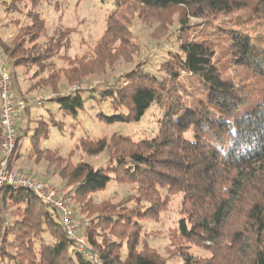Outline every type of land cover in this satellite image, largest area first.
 Instances as JSON below:
<instances>
[{"label":"trees","instance_id":"obj_1","mask_svg":"<svg viewBox=\"0 0 264 264\" xmlns=\"http://www.w3.org/2000/svg\"><path fill=\"white\" fill-rule=\"evenodd\" d=\"M40 1L10 0L9 5L30 2L32 8H37ZM250 5L264 16V0H117L115 9L107 17L93 62H107L120 52L127 55V63L134 60L136 48L131 46L128 19L129 13L136 10L180 9L184 18H198L231 14ZM28 18L31 41L36 42L46 30L45 21L32 9ZM185 20H180L178 51L160 65L164 79L152 76L138 64L122 76L124 85L108 89L102 95L104 99H112L115 110L121 107L126 112L111 117L101 114L100 120L109 124L139 121L154 103L159 104L166 113L153 139L135 142L115 134L109 141L106 138L82 140L81 148L87 154H108L107 165L95 169L87 163L73 164L71 161L61 167L64 158L57 156L56 151L40 147L39 132L31 137L29 156L56 165L59 176L67 185L73 186L70 194L75 200L88 198L89 204L114 181L138 185L135 207L128 206L133 199L130 196L117 204L101 202L98 207V223L102 221L113 230L124 229L120 235H114L120 240L106 239L99 243L94 237L93 225L88 223L81 237L87 239V252L96 257V260L90 259L80 251L76 241L66 236L61 215L53 205L28 189L7 186L0 189V204H18L22 217L9 230V235L14 236L16 253L1 250L0 264H29L33 258H39L38 264H169L166 257L142 241L140 226L143 219L158 218L164 207L163 190L170 195H184L178 231L186 244L172 254L182 259L181 264H264V99L249 113L235 117L241 100L232 81L224 78L215 64L216 46L206 41L185 39L183 35L188 28ZM57 32L45 47L38 44L26 50L22 43H17L13 49L4 48V53L15 62L28 58L32 64H40L69 47L70 44L67 47L65 43L69 34L61 28ZM229 47L236 66L252 69L264 77V56H258L259 52L246 35H232ZM83 61H76L75 66L64 72L69 84L82 86L86 76L99 74L96 71L84 74L94 63ZM101 70L104 73L105 67ZM182 73L197 77L204 89L206 100L199 101L195 109L187 107L182 97L187 93L180 83ZM14 78L17 81L16 76ZM57 80L59 75L55 74L46 84L57 89ZM50 102L72 116L84 107L80 90L75 94H59ZM190 129L194 131V141L184 138ZM20 132L18 127L12 166L26 135ZM3 135L0 126V147ZM142 201L149 207L139 208ZM86 205L83 207L89 211ZM40 222L51 233L54 242L44 244L40 238L32 239L34 234L28 239L26 234L39 230ZM127 230H131L128 235L125 234ZM17 237L23 241L16 242ZM34 240L40 244L38 251L32 249L31 241ZM192 243L207 250L210 257L193 255L190 251Z\"/></svg>","mask_w":264,"mask_h":264},{"label":"rangeland","instance_id":"obj_2","mask_svg":"<svg viewBox=\"0 0 264 264\" xmlns=\"http://www.w3.org/2000/svg\"><path fill=\"white\" fill-rule=\"evenodd\" d=\"M116 2L117 0H41L37 8H32L30 2L10 6V0H6L0 6V54L12 73V94L17 99L43 101L42 106L31 105L19 120L20 134L26 135L13 166L25 174L46 181L60 191L76 216L79 225L78 237L82 236L84 226L89 223L93 225V234L99 243L106 239L120 240L114 235H120L124 230L121 228L113 230L102 221L98 223L100 220L98 207L101 206V202H104V205L117 204L130 196L133 199H130L128 206L135 207L137 204L135 199L139 196L138 185L114 181L105 192L95 195L89 204L88 198L79 201L73 199L70 194L73 186L67 185V182L59 176L56 165L51 166L45 160L29 156L32 147L31 137L36 131L40 134L42 149L56 151L57 156L64 158L65 161L60 163L61 167H64L68 161L73 164L87 163L95 169L107 165L109 159L107 152L92 156L81 148L82 140L87 138H106L109 141L113 135L118 134L135 142L153 139L158 133L159 122L166 113L159 104L154 103L139 121L109 124L100 120L101 114L111 117L126 112L121 107L115 110L112 99H104L102 95L108 89H116L124 85L122 76L138 64H141L143 70L152 76L164 79V74L159 71L160 65L168 61L172 53L178 51L181 19H186L188 25L183 35L185 39L206 41L216 46L215 64L222 71V76L232 81L236 94L241 100V107L238 108L235 117L249 113L264 99V77L256 74L252 69L236 66L229 47L230 37L241 33L250 39L255 50L259 52L258 56H264V16L253 10V6L250 5L231 14L205 15L198 18L190 16L184 18L180 9L158 12L136 10L135 13H129L128 19L132 32L131 46L136 48L134 60L127 63V55L120 52L107 62L94 63L96 47L104 35L107 17L115 9ZM31 9L40 13L45 21L46 30L36 42L31 41L32 31L29 30L31 21L28 14ZM60 28L69 34L68 40L65 41L67 47L70 44L69 47L61 49L57 55L44 59L40 64H32L28 58L15 62L4 53V48L13 49L18 45L17 43H22L26 50L38 44L45 47L48 41L57 36ZM85 59L92 60L94 65L84 74L92 71L99 74L86 76L82 86L69 84L64 72L75 66L76 61H85ZM102 67H105L104 73L101 72ZM55 74L59 75V80L54 81L57 89L51 84H46V81ZM180 83L187 89V93L182 94L187 107L195 109L199 101L206 100L204 89L201 88L197 77L182 73ZM78 90L84 100V107L76 116L63 113L58 104L50 102V99L59 94H75ZM184 138L194 141L193 129L187 131ZM161 198L164 207L158 218L140 221L143 231L142 241L166 257L169 264H181L182 259L172 254L179 250V246L186 244L180 239L178 231L184 195H170L163 190ZM83 204H87L86 208L89 211H86ZM138 207L146 209L149 204L142 201ZM21 217L22 211L18 204L4 205V202L0 204V252L4 250L7 253H16L14 236L9 235V230ZM39 228L36 232H28L26 234L28 239L34 234L35 237L32 239L40 238L44 244L54 242L51 233L41 222ZM130 231L127 230L125 234L128 235ZM26 235L21 237L25 238ZM21 237H17L15 241H23ZM31 244L34 246L32 249L38 251L40 244H36L35 240L31 241ZM190 251L197 257H210L207 250L194 243L191 244ZM38 262L39 258H33L28 263L38 264Z\"/></svg>","mask_w":264,"mask_h":264},{"label":"built area","instance_id":"obj_3","mask_svg":"<svg viewBox=\"0 0 264 264\" xmlns=\"http://www.w3.org/2000/svg\"><path fill=\"white\" fill-rule=\"evenodd\" d=\"M1 2L2 0H0V6ZM42 104V99L29 101L17 99L13 96L11 73L4 57L0 54V126L4 131L0 147V189L7 186L14 189L25 188L34 192L40 199L53 205L61 215V224L66 236L76 241L80 251H83L86 256L96 260L95 256L89 251L87 252V239L78 237L79 225L63 194L46 181L25 174L11 164L17 147L19 120L31 105L42 106Z\"/></svg>","mask_w":264,"mask_h":264}]
</instances>
